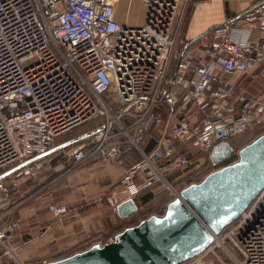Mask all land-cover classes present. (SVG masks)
Segmentation results:
<instances>
[{"label":"built area","instance_id":"built-area-1","mask_svg":"<svg viewBox=\"0 0 264 264\" xmlns=\"http://www.w3.org/2000/svg\"><path fill=\"white\" fill-rule=\"evenodd\" d=\"M206 1L144 0V22L127 26L116 20L119 0H0V249L19 227L17 210L71 169H122L106 202L95 199L117 215L143 189L199 167L200 155L210 162L226 141L220 130L230 143L264 126V89L251 94L248 83L264 71V0L188 41L185 22ZM87 124L79 136L92 135L60 150L55 176L45 172L50 155L26 165ZM46 210L67 213L53 202ZM215 247L228 264H264V189L185 264Z\"/></svg>","mask_w":264,"mask_h":264},{"label":"water","instance_id":"water-1","mask_svg":"<svg viewBox=\"0 0 264 264\" xmlns=\"http://www.w3.org/2000/svg\"><path fill=\"white\" fill-rule=\"evenodd\" d=\"M79 136L43 157L72 146L92 135ZM210 163L218 167L180 190L162 215H150L131 227H126L107 244L95 243L67 257L46 264H185L199 257L210 247L213 237L234 223L264 189V133L236 152L222 129ZM14 169L11 173L23 168ZM138 211L130 199L117 208L121 220L133 217Z\"/></svg>","mask_w":264,"mask_h":264},{"label":"crops","instance_id":"crops-1","mask_svg":"<svg viewBox=\"0 0 264 264\" xmlns=\"http://www.w3.org/2000/svg\"><path fill=\"white\" fill-rule=\"evenodd\" d=\"M143 1L119 0L118 6L121 5L124 9L126 5L127 8L134 2L133 5H138L144 15L139 20L142 23L145 18ZM256 1L207 0L197 4L185 22L183 35L188 41L205 37L213 27L241 15ZM121 18V13L116 14L119 23L123 21ZM124 20L126 24H123L127 26L141 25L138 19L132 21L129 14ZM122 173V169L113 164L104 170L92 169L91 166L81 169L77 167L64 173L35 199L21 206L15 213V217L19 219V227L10 238V244L19 253V259L27 264L48 263L74 251L92 238L102 235L114 237L118 232L108 233L109 228L118 220L126 221L129 218L121 220L114 214L117 220L111 219L106 211H100L101 208L97 206H89V203L104 194L109 184L117 182ZM50 202L64 205L67 213L60 218H54L46 210V204ZM10 260L6 254L0 252V264H12Z\"/></svg>","mask_w":264,"mask_h":264},{"label":"rangeland","instance_id":"rangeland-1","mask_svg":"<svg viewBox=\"0 0 264 264\" xmlns=\"http://www.w3.org/2000/svg\"><path fill=\"white\" fill-rule=\"evenodd\" d=\"M133 4H134V2L131 4V6H128L127 8H126V6H127L126 5L124 7V9H123V6L121 7V5L117 6L116 14L121 13V16H122L121 19H123V21L120 22L121 24L125 23L124 18H125V16H128V14H129V16H130V18H131L132 21L138 19V23L142 25L143 21H142V23H140V21H139L140 20V17L141 18L144 17V15L141 14L142 10H141V8H139L138 5L135 6ZM120 7H121V10H120ZM125 24H123V25H125ZM248 83H249V91H250V93L251 94H254V95L258 94L261 90L264 89V71L261 72L260 74H258V76L256 78L248 81ZM91 125H88V126L91 128ZM81 131L79 130L78 133H80ZM256 133H258L259 135L263 134L264 133V126L263 127H260V128H256L255 133L252 132V131L251 132L249 131V133L247 135H253V134L255 135ZM258 136H253V137L252 136H245V137H242V138H238L237 137V139H235L234 144H233V148L235 149L234 151L237 152L239 149H241L243 147V145L244 146L247 145L248 143H250L252 140H254ZM206 157H207L206 155H204V156L203 155H200V158H199L200 161L197 162V164L200 163L199 167H196V168L192 169L190 172H186L185 175H184V177L178 178L175 182H174L173 179H171V177H167L166 180H167V183H169V184H167V183L166 184L165 183H160L156 187H154V188H152L150 190L152 192H154L155 194H160V193L162 194L163 193V198L166 197V194H167V197L173 199L172 193L168 190V185H171L176 190H180V189H183L186 186L190 185V184H187V181H186L187 176L189 178L190 174H192V175L198 174L197 176H199L202 173H207V172H210L211 173V172L215 171L216 169H218L219 166L218 167H213L211 165V166L208 167L207 166L208 161H207ZM47 161H48V167L49 168L45 172H47L48 174H52L53 172H55L54 171V168L56 169L57 167H59L60 165H62V151H56V152H54L53 154H51L50 156L47 157ZM91 164H93V163H86V164H83L81 166L84 167V168L85 167L90 168V166H91L92 169H97V170H104V169L107 168V167H102V166H99V165L96 166V165H91ZM81 166L78 167V168L81 169L82 168ZM52 176H55V175L52 174ZM174 176L177 177L178 175L176 174ZM194 181H197V179L194 180ZM21 188L22 189H27V186L24 184V185L21 186ZM104 194L105 195L103 196L101 203H105L107 197L109 196V193L107 191ZM56 195L58 196V194H56ZM137 200H138V196L135 197L134 201H135L137 207H139L138 206V203H137ZM89 204H90L89 206H92L93 205V206H97V208H99V206H98L99 203H96L95 201H92ZM151 207H153V205H151ZM151 207H149V208H151ZM110 208L111 207L108 206V204H105L103 206V209L102 208L101 209L99 208V209H100V211L101 210L106 211L108 213V215L110 216L109 218L117 220L115 218L114 213L112 212V210ZM154 208L155 207H153L151 209H154ZM139 212H141L140 214L142 216L143 214L147 213L148 210L144 209L143 211H141V209L139 207ZM137 213H138V211H137ZM136 214L133 217H131L132 218L131 220H133L134 218H136L137 220L141 218L140 215H137L136 216ZM111 216H113V217H111ZM118 221L109 228L108 233H113L115 230L117 231L118 229H120L121 226H120V223ZM133 222L135 223V221H133ZM102 236L104 237V235H102ZM109 238L107 237L106 238V241L105 242L104 241L101 242V244H107V243H109ZM6 247L7 248H3V249L1 248L0 249L1 251L0 252H1V254L2 253L3 254H6V256H8L9 258H11L10 262H12V264H27L25 261H21L19 259L20 258L19 257V253L10 244V239L6 242ZM7 249L13 250L14 251L13 253L15 254V256L12 253L8 252ZM222 263L228 264L227 259L225 257V252L221 248H216V247L214 248V254H209V255L205 256L203 258V260L200 262V264H222ZM9 264H11V263H9Z\"/></svg>","mask_w":264,"mask_h":264},{"label":"trees","instance_id":"trees-1","mask_svg":"<svg viewBox=\"0 0 264 264\" xmlns=\"http://www.w3.org/2000/svg\"><path fill=\"white\" fill-rule=\"evenodd\" d=\"M88 125H91V124H87L85 126H82L81 128H79L77 130H74V131L70 132L69 134L59 138L57 140V145H61V144L65 143V142H67V141H70L71 139H73V138L83 134L84 132L88 131L89 128H90ZM93 126H94V124L91 125V128ZM79 130L80 131L82 130V131L80 133H78ZM255 130H253L252 132L255 133ZM248 133L249 132H246L245 134L239 136L238 138H242V137H245V136H252L253 137V136H258L259 135L258 133H256L255 135L254 134L253 135H247ZM235 139H237V137L230 139V145L232 147H233ZM153 143H154V140H153ZM234 160H236V155L235 154H234L233 158L230 160V162H233ZM207 166L208 167L211 166L210 162L207 163ZM209 173L210 172L202 173L199 176H197L198 174H196V175L190 174L189 178L187 176V179H186L187 184L199 183ZM171 179H173V177H171ZM196 179H197V181H194ZM180 190H182V189H180ZM171 200H172L171 198L167 197V194H166V197L163 198V193L162 194L161 193L160 194H155L150 189H143L138 195L137 203H138V206L140 207L141 211L146 209V210H148V212L141 216V214H140L141 212H139V207H138V213L136 214V216L140 215L141 218L138 219V220L136 218L131 220L132 218H130L127 221H119L121 227L117 231L115 230L114 233L120 232L121 230H123L126 227H131V226L135 225L136 223H138L139 220L145 219V218L149 217L150 215H162V213L164 212V210L166 208V205ZM151 205H153V207H155V208L151 209V208H153V207H151ZM149 207H151V208H149ZM133 221H135V223ZM227 229H228V227L225 229V231ZM106 238H107L106 236L92 238V240H90L86 244H83L79 248L75 249L74 251L69 252L68 254H66L64 256L56 258V260L64 258L66 256H69V255L73 254L74 252L85 250V249L89 248L91 245H93L95 243H100V242H103V241L105 242Z\"/></svg>","mask_w":264,"mask_h":264}]
</instances>
